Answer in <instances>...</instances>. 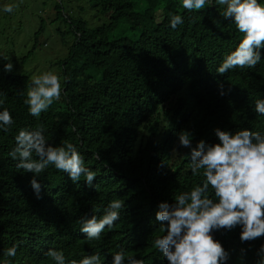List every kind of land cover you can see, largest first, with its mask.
<instances>
[{
    "label": "clouds",
    "instance_id": "obj_1",
    "mask_svg": "<svg viewBox=\"0 0 264 264\" xmlns=\"http://www.w3.org/2000/svg\"><path fill=\"white\" fill-rule=\"evenodd\" d=\"M179 5L182 12H174L168 22L173 30L183 24L184 14L212 9L216 19L204 34L168 44L160 53L170 113L140 115L143 129H133L129 119L137 113L131 70L140 50L133 45L126 53L74 49L81 34L76 30L73 54L66 58L86 68L83 76L73 77L66 64L50 61L31 74L13 70L10 60L3 70L25 77L23 101L33 117H39L54 101H75L70 84L85 77L88 91L108 108L113 119L114 150L97 155L96 161H84L75 143L52 146L40 127L20 129L8 155L18 161L16 166L23 169L38 199L40 176L49 166L75 189L98 193L100 198L77 221L76 233L83 239L98 243L136 209L149 206L155 229L148 242L164 264H264V244L251 243L264 237V95L250 103L257 126H246L242 119L246 101L235 94L233 81L239 72L264 70V0H179ZM0 6L11 13L15 5L5 2ZM0 90L6 92L5 99L0 97V129L7 132L14 121L6 109L9 92L4 87ZM124 114L129 115L127 121L120 120ZM151 119L155 125L154 130L150 128V139L145 131ZM194 124L202 131L210 128L209 135L195 134ZM180 154L190 159L193 175L200 172L202 178L193 186L162 193L154 183L155 167L150 164L156 166V161L169 155L176 159ZM49 196L54 201V192ZM238 226L236 248H224L212 235ZM60 247L53 245L45 253L52 264H148L142 257L102 245L99 250L80 252ZM0 264L32 263L22 246L12 243L0 247Z\"/></svg>",
    "mask_w": 264,
    "mask_h": 264
},
{
    "label": "trees",
    "instance_id": "obj_2",
    "mask_svg": "<svg viewBox=\"0 0 264 264\" xmlns=\"http://www.w3.org/2000/svg\"><path fill=\"white\" fill-rule=\"evenodd\" d=\"M3 7L0 6L2 17L6 18L13 13L3 11ZM91 7L98 14H105L107 21L89 26L87 19L69 16L76 25L75 30L81 32L76 38L74 49L104 48L113 53H126L131 45L138 47L140 58L131 70L135 75L132 87L137 116L129 119V115L124 114L120 120L129 119L133 129L141 130L144 118L140 115L151 112L168 114L171 111L164 89L160 53L166 50L168 44H178L193 35L204 34L216 19L215 12L208 9L195 14H184L183 24L173 30L168 22L174 12H182L179 0H91ZM115 30L117 31L110 35ZM34 35L38 39L39 32L36 31ZM64 48L69 50V54H73V44L64 45ZM32 52L21 57L16 51L0 55V87L9 92L8 103L5 101L6 109L14 121L9 131L0 129V247L20 244L32 264H52L53 260L45 253L53 245L58 250L62 246L69 252L99 250L102 245L111 250H124L133 257H142L148 264H164L159 253L148 242L155 229L151 207L136 209L118 229L101 238L99 245L76 233L77 221L83 215L82 211L100 198L97 192L75 189L55 172L54 166H49L40 176L41 198L38 199L27 183L26 176L22 174L23 169L16 166L18 161L8 155L15 147V136L20 129L35 131L40 127L44 129L43 135L47 143L52 146H63L70 141L75 143L84 161L90 158L96 161L97 155L101 157L114 150V141L110 135L113 119L108 108L104 104H98L88 91L85 77L81 82L72 81L70 84V92L75 101H54L39 117L27 113L23 101L25 77L17 71L6 72L3 66L10 60L13 70L20 69L31 74L35 68L30 62ZM50 62L66 64L73 77L85 74L84 66L68 58ZM233 81L235 94L246 101L242 116L244 125L257 126V117L250 103L254 98L264 95V70L239 72L233 77ZM5 94L4 90H0V97L5 99ZM154 125L155 119H151L145 131L150 139L153 135L150 128L154 130ZM193 128L194 133L199 136L209 135L210 128L202 131L197 124ZM33 158L36 159L35 154ZM150 165L155 167L154 183L162 193L193 186L202 178L200 172L196 175L191 172L187 155L180 154L176 159L169 155L156 161V166L155 163ZM51 192H54L55 202L50 200ZM129 192L133 194V189ZM106 193L110 196L114 194L111 191ZM239 234V226L232 231L212 233L214 239L219 240L227 249L237 247ZM251 243L252 246H260L264 244V237Z\"/></svg>",
    "mask_w": 264,
    "mask_h": 264
},
{
    "label": "rangeland",
    "instance_id": "obj_3",
    "mask_svg": "<svg viewBox=\"0 0 264 264\" xmlns=\"http://www.w3.org/2000/svg\"><path fill=\"white\" fill-rule=\"evenodd\" d=\"M5 2L15 6L6 18L0 13V54L16 51L21 57L33 51L30 62L35 68L68 57L64 45H72L76 38L69 16L87 19L92 26L105 21L103 14L96 15L91 0H0Z\"/></svg>",
    "mask_w": 264,
    "mask_h": 264
}]
</instances>
